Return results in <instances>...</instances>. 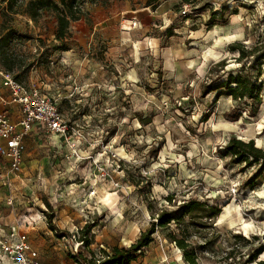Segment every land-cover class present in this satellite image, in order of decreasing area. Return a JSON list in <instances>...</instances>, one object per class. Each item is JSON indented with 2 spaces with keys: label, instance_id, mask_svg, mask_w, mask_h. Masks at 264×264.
Listing matches in <instances>:
<instances>
[{
  "label": "rangeland",
  "instance_id": "obj_1",
  "mask_svg": "<svg viewBox=\"0 0 264 264\" xmlns=\"http://www.w3.org/2000/svg\"><path fill=\"white\" fill-rule=\"evenodd\" d=\"M96 1H83L88 12L69 24L63 39L56 38L54 12L34 21L23 7L14 13L0 4V25L17 30L21 38L14 49L31 62L21 80L52 95L75 127L78 156L69 159L64 154L72 148L61 136L25 135V161H34L24 168L29 180L24 178L21 204L40 211L46 201L57 229L41 218L34 228H23L41 263L78 264L70 252L76 243V256L87 258L113 244L131 243L161 209L173 213L195 198L206 203L204 208L216 205L219 213L183 214L157 226L150 246L143 248L146 259L139 256L136 264L185 262L184 250L194 254L195 264H259L264 259V175L253 188L244 186L256 166L235 164L220 148L232 136L253 138L264 147V0H170L155 24L148 10L109 9L110 0ZM212 11L218 14L212 17ZM236 35L243 39L227 42ZM217 41L222 43L216 46ZM236 42L254 53L236 57L239 51L231 49ZM210 49L225 58L205 63ZM228 57L239 67L229 68ZM192 62L195 67L188 68ZM228 73L261 83L257 98L233 99L225 88L220 95L202 93ZM56 136L62 144L52 149ZM108 192L111 205L102 202ZM87 223L93 252L90 243L78 242ZM174 237L184 239V250L172 244Z\"/></svg>",
  "mask_w": 264,
  "mask_h": 264
},
{
  "label": "trees",
  "instance_id": "obj_2",
  "mask_svg": "<svg viewBox=\"0 0 264 264\" xmlns=\"http://www.w3.org/2000/svg\"><path fill=\"white\" fill-rule=\"evenodd\" d=\"M4 0H0L3 3ZM84 0H5L6 10H11L14 13L19 12L16 8L23 7L21 10L23 14H26L31 20H36L45 11L54 12L56 16V38L63 39L68 35L69 22L74 20H79L81 17L85 16L88 12L86 9L82 8L81 5ZM107 0H101L104 4ZM182 1V0H181ZM187 1V0H183ZM91 3H97L96 0H90ZM188 4V3H187ZM218 11H212V17H215ZM3 30L0 36V64L1 66L11 72L15 78L19 81L21 80L22 74L26 73L31 62L26 58L24 54H19L14 51V42L19 40L21 36L17 30L9 24H4L0 26ZM0 29V32L2 31ZM231 49L239 51V57H247L249 54H253L254 50L251 48L245 51L240 43H233ZM261 82V81H260ZM235 83V85L230 86L229 84ZM261 83H256L255 80H248L242 75H228L224 80L220 81L219 84L214 85L211 82L208 83L202 93L205 94L210 91H218V95L222 94L221 88H225L227 95L234 98H246L253 99L257 98L258 90L260 89ZM223 155L229 156V160L233 163H242L245 168L256 166V169L243 180V185L253 188L256 184V179L264 175V147L258 146L254 143L253 138L245 141L239 137L232 136L228 141L220 148ZM47 208L51 206L45 201ZM205 202L199 199L189 198L178 206L176 212H170L166 209H161L156 214V220L150 221L148 227L141 231V234L130 244L124 246L111 245L109 250L101 249L102 252L100 256H96L93 252L90 258L83 256L80 252L75 255V261L78 264H129L131 261L136 260L139 256L143 254V248L147 246L153 240V232L157 226L168 225L171 221L175 220L180 215L189 213H198L200 216L212 217L219 213L220 209L216 205H210V207H205ZM45 213L47 223L51 229L55 232L57 231L53 222L54 213L51 210L43 209L41 210ZM92 225L87 223L80 229V241L81 243H90L88 239V233L90 232ZM170 241L175 242L180 248L185 249L186 245L184 239L174 237ZM263 246L257 248L248 258V261H252L256 258L257 253L261 252ZM184 263L185 264H195V256L187 253L184 250ZM259 264H264L263 260H258Z\"/></svg>",
  "mask_w": 264,
  "mask_h": 264
},
{
  "label": "built area",
  "instance_id": "obj_3",
  "mask_svg": "<svg viewBox=\"0 0 264 264\" xmlns=\"http://www.w3.org/2000/svg\"><path fill=\"white\" fill-rule=\"evenodd\" d=\"M33 49L36 51L37 47ZM0 76L2 86L8 92L7 98L0 97V104L5 108L9 104H14L18 108L15 119H10L6 109L0 111V157L6 161L8 172L17 176L20 175L25 150L24 136L29 134L37 137L57 134L72 148L69 154H64L65 158L78 156L75 151L76 141L73 138L75 127L67 122L63 112L57 106L55 98L48 92L35 86L26 85L24 81H19L1 64ZM0 180L6 189L12 190V180L9 174L0 173ZM115 185L117 186V184ZM13 199L14 196L10 194L6 200V205L15 209ZM31 207L27 206L25 213L16 215L14 223L3 233H0V264H41L39 253L26 237L23 226L35 222L36 218L46 220V217L44 212L38 210H36L37 215L31 214L29 211ZM78 242L81 243V241ZM78 244L76 243L70 250L74 256ZM178 264L185 263L180 261Z\"/></svg>",
  "mask_w": 264,
  "mask_h": 264
},
{
  "label": "crops",
  "instance_id": "obj_4",
  "mask_svg": "<svg viewBox=\"0 0 264 264\" xmlns=\"http://www.w3.org/2000/svg\"><path fill=\"white\" fill-rule=\"evenodd\" d=\"M55 1L58 2V0H55ZM119 2H121V4ZM99 3L102 4L101 1ZM110 3H111V8H109V9L128 8L129 11L135 12V13L140 12L142 10H148L151 13L149 15V17H151V20L149 22L150 23L152 22V24L156 23L155 20L158 17L157 13H158V11L162 10V6L171 5L170 0H120V1L119 0H110ZM0 4L1 5L5 4V0L3 1V3L0 2ZM133 7H142V8H133ZM44 13H47V11H45ZM74 21H76V20H74ZM72 22L73 21H70L69 24H72ZM0 23H1V18H0ZM0 29L2 30L1 27H0ZM0 33H3V30ZM34 47H37V44H35ZM13 49H14V46H13ZM14 51H15V49H14ZM135 67H137V66L135 65V66H133L131 68L130 74H135L136 73L135 70H138V69L136 68L134 70ZM0 97H5V98L8 97L7 90L2 86L1 76H0ZM5 109L7 111L8 116L10 117V119H15V117L18 114V108L14 104H9V105H7L6 108L2 104H0V111H3ZM27 136L28 137L40 138V137L31 135V134H29ZM25 139H26V136H25L24 140ZM56 139L57 140H55V139L53 141L51 140L52 142L50 141L52 143L51 144V148L52 149H54V146L55 147L58 146V143L60 142V139H58V136H56ZM61 144H59V149L62 147ZM25 145H26V140H25ZM64 148L67 149V146L65 145ZM55 151L57 152L58 150H55ZM61 155H63V153H61ZM23 156H24V154H23ZM54 157H56V156H54ZM33 161L34 160L25 161V156H24L23 160L21 162L20 175L17 176V175H14V173L8 172V166H7L6 161L3 160V158L0 157V173L4 174V175L9 174L10 179L12 180V190L11 191L6 189V187H4L2 185L1 180H0V233H3L5 230H7V228L9 226H11V224L14 223V221L16 219V215L26 212V205L25 204H21L22 202H21V199H20V196H21L20 194H21V192H25V189H24V178L27 175V172H25L24 168H25L26 164L30 166L31 162H33ZM61 161H63V160H61ZM25 179L29 180V179H27V177ZM108 193H110V192H108ZM10 194H12L14 196L13 204L15 205V209L12 208V206H7L6 205V200H7V198H9ZM112 194L113 193H110V195H108L106 201H102V200L101 201L104 204H108L109 203L111 205L112 201H113V198H112L113 195ZM31 206L32 207L29 208V211L31 212V214L36 215L37 214L36 210H38V209L34 205H31ZM41 210H43V209H40V211ZM40 222H42V221L36 220L33 223H29L27 226H23V228L27 229V227H30V226L34 228V224L35 223L37 224V223H40ZM47 231L51 232L50 229H47ZM61 236H62V238H65V236L64 237H63V235H61ZM30 243L35 248L37 253H39L38 249L36 248V246H34L33 242L30 241ZM128 244H130V243H127L126 245H128ZM150 244H151V242H150ZM150 244H148L145 248L149 247ZM91 245H93V244L92 243L89 244V251L93 252V248L90 247ZM113 245H116V244H113ZM122 246H124V245H122ZM145 251H143V253H145ZM145 257H146V255L142 256L143 259H146ZM39 261L41 263L40 253H39ZM132 263L136 264V260L131 261L129 264H132ZM45 264H47V263H45Z\"/></svg>",
  "mask_w": 264,
  "mask_h": 264
},
{
  "label": "clouds",
  "instance_id": "obj_5",
  "mask_svg": "<svg viewBox=\"0 0 264 264\" xmlns=\"http://www.w3.org/2000/svg\"><path fill=\"white\" fill-rule=\"evenodd\" d=\"M246 2L251 3L252 0H246ZM166 23H167V21H166ZM242 39H243V36H242V35L230 36V37H227V38H226L227 42H231V41H233V40H242ZM221 43H222V41H217V42H216V46H219ZM235 56L238 57V56H239V53L237 52V53L235 54ZM209 58L214 59V60H216V61H219V60H221V59H224L225 57H224V56H221V55H214V54H213V51L210 49V50H208V51L205 53V55H204V61H205V63L207 62V60H208ZM228 59H229V64H228V67H229V68L239 67L238 64L234 63V58H233V57H228ZM187 67H188V68H193V67H195V62L189 63V64L187 65ZM201 67H203V65H202ZM133 76H134V74H133ZM135 127L139 128V127H140V124H139V123H136V124H135ZM260 127H261V128H264V121L261 122ZM163 130H164V129H162V128L160 129V131H163ZM149 143H151L150 140H149ZM170 147L174 148V147H176V145H171V144H170ZM193 147H195V145H193ZM122 152H123V150L121 149V154H122ZM191 155H193V153L190 152V153H189V156H191ZM174 158H175V159H182V157H174ZM160 166H162V165H157L156 167H160ZM158 191H162V189H158ZM245 227H248V226H245ZM245 235H247V231H245ZM262 258H264V257H262Z\"/></svg>",
  "mask_w": 264,
  "mask_h": 264
},
{
  "label": "bare ground",
  "instance_id": "obj_6",
  "mask_svg": "<svg viewBox=\"0 0 264 264\" xmlns=\"http://www.w3.org/2000/svg\"><path fill=\"white\" fill-rule=\"evenodd\" d=\"M234 16H235V15H234ZM234 16H233V18H235ZM238 32H239V31H238Z\"/></svg>",
  "mask_w": 264,
  "mask_h": 264
}]
</instances>
